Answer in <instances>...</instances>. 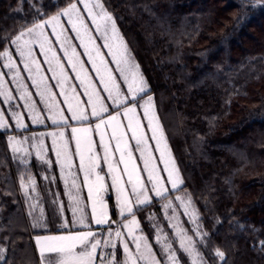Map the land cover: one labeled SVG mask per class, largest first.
I'll return each instance as SVG.
<instances>
[{"label":"trees","instance_id":"trees-1","mask_svg":"<svg viewBox=\"0 0 264 264\" xmlns=\"http://www.w3.org/2000/svg\"><path fill=\"white\" fill-rule=\"evenodd\" d=\"M75 1L0 0V51ZM101 1L154 96L183 178L180 191L191 196L208 233V261L264 264V5ZM8 134L0 130V264H42Z\"/></svg>","mask_w":264,"mask_h":264},{"label":"snow or ice","instance_id":"snow-or-ice-1","mask_svg":"<svg viewBox=\"0 0 264 264\" xmlns=\"http://www.w3.org/2000/svg\"><path fill=\"white\" fill-rule=\"evenodd\" d=\"M91 23L95 25V31L100 34L94 38L90 32L88 24L84 20L80 8L76 2L69 3L67 7L61 9L48 19L41 20L29 27L26 32L22 31L10 41L15 45L16 51L24 61V67L28 71L30 78L38 90V94L44 101L47 111L51 113L49 117L53 124L61 127V131L49 133L53 137V148L59 159L62 170L71 173L73 167V152L70 140L65 138L66 127H69V120L77 122L79 127H71V139L75 141V155L79 157V169L83 172V183L87 186L88 200L91 202L90 220L95 225H105L110 222L109 208L105 201V193L108 187L116 192V200L121 217L124 219L116 229L109 228L107 236L97 238V232L91 230L89 214L85 212L87 207L81 200V186L73 178L71 189L68 195L71 200L73 220L72 224H79L88 230L67 231L59 235H43L35 238L39 249L42 264H161L153 249L143 235H137L139 221L136 219V211L139 207L151 202L149 192H154L156 197L167 199L168 189L162 183V177L157 171V165L153 163V152L149 144V139L155 140V149L159 151V159L163 161L164 171L167 172V180L171 183L172 189H178L183 184L179 176V170L175 166V161L171 158L164 131L159 123V119L154 111V103L151 95L144 98L143 94L148 91L147 82L139 71V65L135 63L126 43L124 42L116 26L115 19L105 9L101 0H80ZM259 3V0H258ZM61 17H67L72 25V30L76 32L80 45L91 63L95 74L99 77L102 89H97L96 84L90 78L84 62L80 60L67 36H63L64 29ZM47 26L52 27L56 39L60 41V47L64 50L67 63L71 65V71L75 73V79L79 81V87L84 89L83 95L87 96L86 101H82L81 94H77L76 86L69 84V76L65 71L64 64L60 62L56 51L51 47V41L46 35ZM57 28L60 31H57ZM33 37L24 39L25 35ZM96 39H103V47L107 48L113 58L122 81L118 82L111 68L100 51V46L96 44ZM39 44L43 52L49 70L53 73L52 79L56 80L60 88V95L64 97L63 103L67 104L66 111L71 115L65 116L64 111L56 101V94L52 91L48 80L41 71V66L37 61L33 44ZM70 49V51H69ZM51 53V55H49ZM0 58L5 63L2 65L13 74V82L21 91V99L30 101L31 93L20 76L19 67L13 59V54L9 49L0 51ZM4 73L0 72V95L6 101L12 99L10 91L4 88ZM121 83L126 84V89L121 88ZM67 86V87H66ZM101 91L107 96L102 97ZM71 93V95L69 94ZM107 100H111L116 111L111 112ZM143 100L141 104L140 101ZM90 105V110L88 106ZM35 115L32 116L34 123H43L41 114L36 112L32 103H28ZM138 107L143 109L142 116L147 119V126L151 129V137L146 138V133L142 126V120ZM17 127H26L21 119L20 113H13ZM90 118H95V123H89ZM126 120V123L124 122ZM3 114L0 113V128H7ZM110 129V131H109ZM98 133L99 140L93 138V134ZM27 139V138H25ZM115 144H112V141ZM130 140L135 141V145H130ZM9 141H15V137H9ZM17 141L12 144L14 152L20 151ZM43 140H40L41 147L37 155L43 159ZM97 145L103 149V153L97 151ZM133 148L139 151L140 159L143 160V170L147 172V181L151 188L145 183L141 175L139 165L133 155ZM27 150H25L26 152ZM116 153H119L118 157ZM101 161L107 165V173H103ZM45 163L50 161L45 160ZM123 165L121 168L120 165ZM110 175L111 184L106 183V176ZM36 181L33 177H28V185L24 184V177H21V186L35 189ZM130 185V188L128 187ZM177 199H181L177 197ZM191 202L190 200L188 201ZM166 205V207H170ZM43 219V210L40 218L34 227H45L40 221ZM114 222V221H113ZM69 227V221L65 220L62 225ZM121 229H127L125 234ZM125 235L132 238L135 245V252L129 246ZM181 237V248L187 253L199 256V251L194 247L192 237ZM121 241L125 259L120 262L117 259V244ZM110 250V251H106ZM164 250L168 253L170 264H180V258L176 255L171 245H165ZM6 251L0 247V260H4L3 253ZM216 256L221 260L225 259V253L219 249ZM195 264V261L193 262Z\"/></svg>","mask_w":264,"mask_h":264},{"label":"rangeland","instance_id":"rangeland-1","mask_svg":"<svg viewBox=\"0 0 264 264\" xmlns=\"http://www.w3.org/2000/svg\"><path fill=\"white\" fill-rule=\"evenodd\" d=\"M75 2L78 4L81 13L84 16L85 22L88 24L89 29L91 30L90 34L94 38L99 37L100 34L94 30L95 25L91 23V18L88 17L87 12L83 7V4L80 3V0ZM256 4L264 5V0H259V3L258 0H256ZM61 23L64 29L63 36H67L69 42L73 46H75L76 52L79 54L80 60L84 62V67L87 69L88 74L92 79V81L96 84L97 89H102L103 85L99 83V77L95 74V70L92 68L91 63L88 61V58L84 53V49L80 45V41L77 38L76 32L72 30V25L68 22V18L61 17ZM28 28L23 29L22 31L26 32ZM57 31H60V29L57 28ZM20 32L17 35H19ZM46 35L49 37L51 41V47L56 51L57 56L60 59V62L64 64L65 71L67 72L70 78L69 84L76 86L77 94H81L80 95L81 100L86 101L87 96L83 95L84 89L82 87H79V81L74 78L75 73L70 70L71 65L67 63V57L64 55V50L60 47V41L56 39V35L53 33L51 26H47ZM32 38L33 37L27 34L24 37V39H32ZM122 38L126 43L123 36ZM96 44L100 46V51L103 54L109 67L111 68L113 74L116 76L117 81L121 82L122 77L118 73L113 58L109 54L108 49L103 47L104 44L103 39H96ZM32 47H33L34 55L41 66V71L43 75L48 80L49 85L52 87V91L56 94L57 103H59V106L62 109H65L64 115L70 117L71 114L66 111L67 104L63 103L64 97L60 95L61 90L58 86H56L57 84L56 80L52 79L53 73L49 70V65L46 63L45 56L43 52L40 50L39 44L38 43L33 44ZM127 48L129 49L128 45ZM7 49H9L13 54V59L15 60L16 64L19 67V72L22 81L26 85L28 92L31 93V99L30 101H25L20 98L21 91L18 90L17 84L13 82V74L10 73L7 68H4L2 66L5 63V61L3 60V58H0V72L4 73V80L6 82L4 84V88L10 91L12 96L11 100L6 101L5 97L0 95V113L3 114L5 123L9 125V127L7 128H0V130L9 133L7 136L9 148L20 167V185H21V177H24V184L26 186L28 185L29 176L33 177L36 181L35 189L33 190L31 187H29L27 192L28 214L32 222L33 231L35 232L34 237L36 238L38 235L39 236L59 235L67 231L88 230L83 228L79 224L71 223V221L73 220L71 202L65 206L61 205V199L65 200V196L62 195L63 192L62 189H60L61 188L59 186L60 184L56 183L55 178L57 179L59 178V170H60L62 175V180L65 183V187H67V189L69 188L67 185L69 184V180L71 178L70 177L65 178L66 174H68L69 172H67L66 170H62L59 159L56 156L55 149L53 148V137L49 135V133L59 132L62 129L60 126L53 124L52 120L49 118L51 116V113L47 111V107L44 101L39 96L38 90L33 84L28 71L25 69L24 61L20 57L19 52L16 51L15 45L11 44ZM130 54L133 57L131 52ZM49 55H51V53H49ZM134 61L135 63H137L135 58ZM139 71L141 72L140 68ZM147 86H148V91L146 94H143L144 98L147 99V96L151 95L154 103V111L158 117L154 96L151 93H149L148 83ZM126 87H127L126 84L121 83L122 89H126ZM69 94L71 95V93ZM101 96L106 97L107 93L101 91ZM28 103H32L35 107L36 112H39L41 114L40 118L44 121L43 123L33 122L32 116L35 115V112H33L32 108L27 106ZM106 103L109 105L111 112L116 111L115 105L112 103L111 100H107ZM140 103L142 104L143 100H141ZM88 108L90 110V105L88 106ZM138 112L141 114L140 118L142 120L143 129L146 133V138H150L151 129L147 126V119L142 116L143 109L138 107ZM13 113H20L21 119L23 123L26 125V127L16 126V120L13 118ZM95 122H96L95 118H90L89 123L94 124ZM124 122L126 123V120ZM68 123L70 126L64 128L63 130L65 131V138L70 140V146L73 152V160H74L71 173L69 174L74 175V178L76 180L79 179V184L82 185L84 188L85 187L87 188V186L84 185L83 183V172L78 167L79 157L78 155L74 154L75 141L71 139L70 136L71 127L72 126L79 127L81 125L71 120H69ZM164 136L166 138L165 132H164ZM9 137H15V141L10 142ZM93 138L94 140L98 141L99 140L98 133H94ZM41 139L44 142L42 146L43 159H41L40 156L37 155V152L41 147L40 145ZM17 141L21 142L17 144V147L20 149V151L14 152L12 148V144L16 143ZM166 142L170 150L171 158H173L175 161V158L173 156L167 138H166ZM112 144L113 145L115 144L114 140L112 141ZM149 144L153 152V163L157 165V171L160 174V176L163 178L162 183H164L165 187L168 189V192L166 194L167 199L156 197L154 192H149V196L151 197V202L147 205L139 207V209L135 213L136 219L139 221V230L137 231L136 234L143 235L147 238L148 243L153 249V252L155 253L156 257L160 260L161 264H170V262L167 259L168 253L164 250L165 245H171L172 249L175 250L176 255L180 258V264H193L194 261L195 264H211L208 261L207 257L205 256L206 255L205 247H207L208 244V233L204 230V228L201 225L200 214L193 202V199L187 192L180 191V188L183 186V184L179 185L178 189L171 188V183L167 180V172L164 171L163 161L159 159L160 153L158 150L155 149V140L149 139ZM130 145L134 146L135 141L130 140ZM25 150L27 151L25 152ZM97 151H99L102 155L103 149L100 148L99 145H97ZM118 155L119 153H116L117 157ZM133 155L134 158L136 159V163L139 165L141 175L144 178L145 183L148 185V188L150 189L151 185L146 179L147 172L143 170V160L140 159V153L135 148H133ZM44 159H48L47 161H50V163L43 162ZM101 166L104 170L103 173L104 172L107 173V165L103 161H101ZM175 166L179 170L176 161H175ZM120 167L122 168L123 165L121 164ZM179 176L183 180L180 170H179ZM108 178H110V175H108ZM106 183H107V178H106ZM128 187L130 188V185ZM21 190H22V186H21ZM23 190L25 192L24 187ZM60 194L62 195V197ZM87 195H85L84 190L80 191V196L82 201L88 200ZM110 196H113L115 200L114 206L116 207V210H113L114 208L109 204ZM177 197H180L181 199H177ZM68 199H70V197H68ZM189 200L191 201L190 203L188 202ZM105 201L108 204L109 215L111 217L109 224L95 225L94 222H91L90 220L91 202L89 200L88 202L90 203V208L88 207L89 210L85 209V212L89 214V222L91 223V230L97 232V238L106 237L109 228L114 230L120 226V224L124 219L130 218V217H121L116 200V192L113 188L110 187L109 190L105 193ZM169 203L171 206L166 207V205H169ZM149 205L152 206L150 207ZM41 210H43V219L40 222L43 223L45 227H34V224L40 218ZM65 220L69 221L68 228L62 227ZM121 231H123L125 234L127 233V229H121ZM181 237L185 238L186 245L188 243L186 238L187 237L193 238L195 242L194 247L199 251V256H196L195 254L190 255L189 253L185 252L183 248H181V243H180ZM125 239H127V241L129 242V246L132 249V251L135 252V245L132 243V238L130 236L125 235ZM115 242L117 244V249L115 250L117 252V259L118 261L122 262L125 259V255L123 252V244L121 241H115ZM0 247L6 249L1 244ZM106 251H110V250H106ZM216 251H214V254L216 253ZM3 255L4 256L6 255V251L3 253ZM220 260L221 259L219 258V261ZM1 261L2 260H0V262Z\"/></svg>","mask_w":264,"mask_h":264},{"label":"crops","instance_id":"crops-1","mask_svg":"<svg viewBox=\"0 0 264 264\" xmlns=\"http://www.w3.org/2000/svg\"><path fill=\"white\" fill-rule=\"evenodd\" d=\"M157 111V110H156ZM45 160H48V159H44V161ZM43 161V162H44ZM42 163V162H41ZM58 168V167H57ZM104 173H106V172H104ZM103 173V174H104ZM67 177H70L71 179L69 180V184L67 185L69 188L67 189V187H65V183L63 182V180H62V175H61V172H60V170H59V178L57 179V178H55V181H56V183L57 184H60L59 186L61 187L60 189H62V192H63V194L62 195H64L65 196V200H63V199H61V205H63V206H65V205H67V204H69L70 202H71V200L70 199H68V197H69V195H68V192H69V190L71 189V184H72V180H73V178H74V175H70L69 173L68 174H66V176H65V178H67ZM78 178H79V176H78ZM106 178H107V184L108 185H110V182H111V179L110 178H108V176H106ZM60 181H61V183H60ZM77 181V184H79V179H77L76 180ZM80 185V184H79ZM81 186V190H84V193H85V195H87V188L85 187H83L82 185H80ZM109 188L110 187H108V190H109ZM107 190V191H108ZM22 191H23V194H24V197H25V199H26V204H27V208H28V195L24 192V190H23V187H22ZM61 195V194H60ZM62 195H61V197H62ZM88 196V195H87ZM114 199V198H113ZM82 200V199H81ZM84 204H86L87 205V207L85 208V209H87V210H89V208H90V203L88 202V200H86V201H82ZM53 203H56V202H53ZM114 203H115V200H114ZM110 205H111V203H109ZM89 207V208H88ZM34 242H35V237H34ZM35 247H36V249H37V252H38V254H39V249H38V247H37V245H36V242H35ZM39 256H40V254H39ZM40 259H41V257H40ZM42 263V262H41Z\"/></svg>","mask_w":264,"mask_h":264}]
</instances>
